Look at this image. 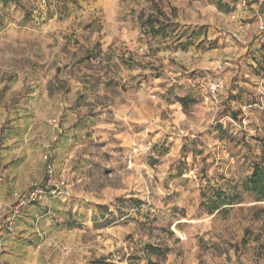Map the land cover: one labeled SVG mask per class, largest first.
Masks as SVG:
<instances>
[{
  "label": "rangeland",
  "instance_id": "rangeland-1",
  "mask_svg": "<svg viewBox=\"0 0 264 264\" xmlns=\"http://www.w3.org/2000/svg\"><path fill=\"white\" fill-rule=\"evenodd\" d=\"M239 1L0 0V207L49 163L65 182L2 264H264V32Z\"/></svg>",
  "mask_w": 264,
  "mask_h": 264
},
{
  "label": "built area",
  "instance_id": "built-area-1",
  "mask_svg": "<svg viewBox=\"0 0 264 264\" xmlns=\"http://www.w3.org/2000/svg\"><path fill=\"white\" fill-rule=\"evenodd\" d=\"M249 5H256L259 9L257 10L258 32H264V17L260 12V8L264 5V0H257L255 3H251V0H240L238 8L246 10ZM218 88L219 85H215L212 93H216ZM48 158L46 156L45 160H48ZM46 172L47 175L44 184H34L27 193L18 195L13 203L0 207V234L5 228L12 230L15 221L21 217L29 206L40 203L49 197H57L64 193L65 182L59 181L56 178L54 168L50 163L47 165ZM0 264H2L1 261Z\"/></svg>",
  "mask_w": 264,
  "mask_h": 264
},
{
  "label": "trees",
  "instance_id": "trees-1",
  "mask_svg": "<svg viewBox=\"0 0 264 264\" xmlns=\"http://www.w3.org/2000/svg\"><path fill=\"white\" fill-rule=\"evenodd\" d=\"M6 3L9 0H3ZM74 2V0H59L60 3L63 4L64 8L66 9L69 2ZM27 15H31L29 12L26 13ZM143 28H147L149 32L153 35H160L167 30V26L160 21L156 16L153 14L148 15L147 18L140 19ZM245 188L248 192H250L257 201H264V149L263 153L260 156V159L253 164L252 174L245 181ZM222 202V206H226L227 203L224 199L219 198ZM214 208L219 209L220 205L217 204Z\"/></svg>",
  "mask_w": 264,
  "mask_h": 264
},
{
  "label": "crops",
  "instance_id": "crops-1",
  "mask_svg": "<svg viewBox=\"0 0 264 264\" xmlns=\"http://www.w3.org/2000/svg\"><path fill=\"white\" fill-rule=\"evenodd\" d=\"M154 15V14H153ZM148 16H146L145 18H147ZM143 29H146V28H143ZM190 40H192V38L190 39Z\"/></svg>",
  "mask_w": 264,
  "mask_h": 264
}]
</instances>
